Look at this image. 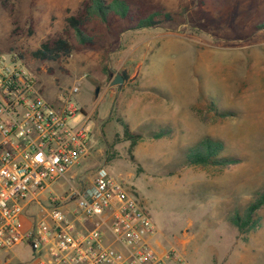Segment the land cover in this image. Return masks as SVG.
Here are the masks:
<instances>
[{"label": "rangeland", "instance_id": "rangeland-1", "mask_svg": "<svg viewBox=\"0 0 264 264\" xmlns=\"http://www.w3.org/2000/svg\"><path fill=\"white\" fill-rule=\"evenodd\" d=\"M82 1L14 0L10 11L0 0V54L39 48L63 30ZM125 1L134 10L164 8L173 19L139 28L123 19L108 26L95 17L88 26L95 45L74 39L76 48L62 62L23 58L48 102L57 105L62 95L76 105L68 123L84 124L92 146L71 182H52L27 209L31 223L50 208V196L64 198L71 185L90 186L104 167L149 213L157 251L179 253L190 264H264V206L255 214L258 227L248 233L232 218L264 192V0ZM122 71L128 79L113 85ZM77 81L81 87L73 93ZM98 86L115 91L111 103ZM148 97L155 101L151 120L139 108ZM124 122L146 146L162 128L172 136L155 141L164 149L160 155L144 146L136 156ZM205 138L222 143L217 158L237 163L223 169L189 164L188 153ZM66 204L72 209L75 203ZM31 251L28 245L0 250V264H32Z\"/></svg>", "mask_w": 264, "mask_h": 264}, {"label": "built area", "instance_id": "built-area-1", "mask_svg": "<svg viewBox=\"0 0 264 264\" xmlns=\"http://www.w3.org/2000/svg\"><path fill=\"white\" fill-rule=\"evenodd\" d=\"M18 53L0 54V250L27 244L34 254L46 255L37 264H190L179 253L152 247L149 213L104 167L90 186L71 185L64 198L50 196L45 214L25 224L32 203H40L52 182H71L69 173L92 146L84 124L68 123L76 105L62 95L59 104L48 102L37 74ZM80 87L75 82L72 92ZM65 200H74V207H65ZM78 222L93 227L82 232Z\"/></svg>", "mask_w": 264, "mask_h": 264}, {"label": "trees", "instance_id": "trees-1", "mask_svg": "<svg viewBox=\"0 0 264 264\" xmlns=\"http://www.w3.org/2000/svg\"><path fill=\"white\" fill-rule=\"evenodd\" d=\"M4 8L13 11L14 0H1ZM95 17H100L108 26H112L121 19L136 27L157 26L164 21L173 19L171 12L162 11L150 12L146 7H139L134 10L125 0H83L79 9L65 18V26L60 33L49 36L45 39L39 48L23 50L19 55L30 63L57 61L62 62L69 58L76 44L73 41L77 39L82 45L93 46L96 39L91 35L88 26L93 22ZM33 33V27L30 28L29 34ZM64 71H67L62 67ZM53 73V69L49 70ZM128 79L125 71L121 72ZM200 111H202L200 109ZM124 138L131 141L133 149L138 141L143 138L140 133L131 130L129 124L123 123ZM170 133V130H160L153 134L152 137L159 138ZM222 149V143L205 138L200 141L187 155L188 163L191 165H215L219 168H228L237 160L227 158L219 159L217 154ZM134 157V156H133ZM264 206V192L252 202L242 215L239 213L233 216V221L241 233H248L258 227V221L255 218L256 211Z\"/></svg>", "mask_w": 264, "mask_h": 264}, {"label": "crops", "instance_id": "crops-1", "mask_svg": "<svg viewBox=\"0 0 264 264\" xmlns=\"http://www.w3.org/2000/svg\"><path fill=\"white\" fill-rule=\"evenodd\" d=\"M100 95L101 96H103V97H106V95L109 93V95H110V97L112 98L113 97V94L115 93V91L114 90H112V88L111 87H105L104 89H102V90H100ZM119 92H117V94H118ZM136 97V96H135ZM135 97H133L132 99H131V102H133V99L135 98ZM113 101V98L111 99V101L109 102V103H111ZM115 101V100H114ZM146 102H144V103H142L141 105H140V111L142 112V114H144V113H146V112H148V114H147V116H146V119H148V120H151V119H149V118H153L155 115H154V113H152V109L155 107V101H154V98L153 97H148L146 100H145ZM112 110V109H111ZM127 123V122H126ZM128 124V123H127ZM129 126H130V128H131V130L133 131V132H135V133H139V131H137L136 129H135V127H133V126H131L130 124H129ZM160 130H168V129H165V128H162V129H160ZM159 130V131H160ZM158 132V131H157ZM141 134V133H140ZM155 134V133H154ZM170 136H172V134H171V131H170V133H168V134H165V135H163L162 137H159V138H154V137H150V138H152L153 140H151L150 142H148L149 144H147V146L145 145V143L147 142L146 140H144L143 138L140 140V141H138V143L136 144V146H135V149H134V153H135V155L137 156V153H138V151H143L144 149V146L145 147H147V150L148 151H150V152H153V154H155V155H160L162 152H161V150H164V149H162L161 147L162 146H158V145H156L155 144V141H160L162 138H164V137H169L170 138ZM92 148V147H91ZM161 149V150H160ZM90 158V156L89 157H87L85 160H83V162L81 163V164H79L78 166H76V167H74L73 169H72V171H71V173H72V175L73 176H75V174H77L76 173V168L77 167H79V166H81V165H83V164H85L87 161H88V159ZM217 171V170H216ZM223 171H225V170H223ZM222 171V172H223ZM227 171V170H226ZM218 172V171H217ZM217 174V173H216ZM67 206H68V204H66ZM24 218V220H25V224L26 225H28V224H30L31 223V217H29V215H28V211L26 210V212H25V216L23 217ZM90 225V226H89ZM77 226H78V229L80 230V231H82V232H86V231H88V230H90L93 226H92V224L90 223H83V222H78L77 223ZM246 237H248L247 235L245 236V239H247ZM107 242H111V240H112V238H111V236L110 235H107ZM150 243H151V245H152V247L154 248V245L153 244H155L156 243V240L154 239V236L152 235L150 238ZM113 242V241H112ZM158 242V241H157ZM21 245H27V244H21ZM20 246V245H19ZM19 246H17V247H19ZM121 249H123V250H125V248L123 247V246H119ZM155 249V248H154ZM156 250V249H155ZM157 251V250H156ZM32 252V258L29 260V262L28 263H32V264H37L40 260H44L45 259V254L44 253H42V254H34L33 253V251H31ZM158 253H164V250H162V249H160L159 251H157ZM229 258V257H228ZM227 258V259H228Z\"/></svg>", "mask_w": 264, "mask_h": 264}, {"label": "water", "instance_id": "water-1", "mask_svg": "<svg viewBox=\"0 0 264 264\" xmlns=\"http://www.w3.org/2000/svg\"><path fill=\"white\" fill-rule=\"evenodd\" d=\"M124 81H125V78H124L123 74H122L121 72H118V73L114 76V78H113V80H112V84H113V85L123 84ZM99 91H100V86L97 87L96 92L98 93Z\"/></svg>", "mask_w": 264, "mask_h": 264}]
</instances>
